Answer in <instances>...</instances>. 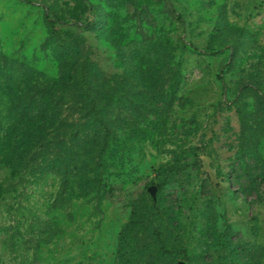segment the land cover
<instances>
[{
	"label": "rangeland",
	"instance_id": "374dc122",
	"mask_svg": "<svg viewBox=\"0 0 264 264\" xmlns=\"http://www.w3.org/2000/svg\"><path fill=\"white\" fill-rule=\"evenodd\" d=\"M0 264H264V0H0Z\"/></svg>",
	"mask_w": 264,
	"mask_h": 264
},
{
	"label": "trees",
	"instance_id": "16d2710c",
	"mask_svg": "<svg viewBox=\"0 0 264 264\" xmlns=\"http://www.w3.org/2000/svg\"><path fill=\"white\" fill-rule=\"evenodd\" d=\"M52 24V23H50ZM81 89H82V94L85 96V98L89 101L90 104V110L92 112V114L95 116L96 120L100 123V125L102 126V128L105 130V123L103 118L100 116L98 109L95 107L92 99H91V95H90V89H89V85H88V80H87V75H86V70L84 67L81 68ZM157 188H159L157 186Z\"/></svg>",
	"mask_w": 264,
	"mask_h": 264
},
{
	"label": "water",
	"instance_id": "95a60500",
	"mask_svg": "<svg viewBox=\"0 0 264 264\" xmlns=\"http://www.w3.org/2000/svg\"><path fill=\"white\" fill-rule=\"evenodd\" d=\"M148 192L150 193V195L155 198V195H156V186H150L148 188Z\"/></svg>",
	"mask_w": 264,
	"mask_h": 264
}]
</instances>
